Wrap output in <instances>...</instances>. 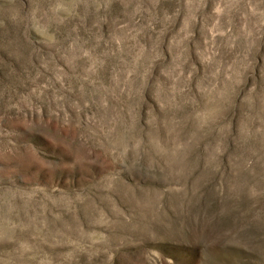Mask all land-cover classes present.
<instances>
[{
  "label": "rangeland",
  "instance_id": "1",
  "mask_svg": "<svg viewBox=\"0 0 264 264\" xmlns=\"http://www.w3.org/2000/svg\"><path fill=\"white\" fill-rule=\"evenodd\" d=\"M0 264H264V0H0Z\"/></svg>",
  "mask_w": 264,
  "mask_h": 264
}]
</instances>
